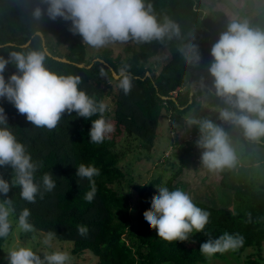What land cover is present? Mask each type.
<instances>
[{"label":"trees","instance_id":"16d2710c","mask_svg":"<svg viewBox=\"0 0 264 264\" xmlns=\"http://www.w3.org/2000/svg\"><path fill=\"white\" fill-rule=\"evenodd\" d=\"M145 3L151 4L152 14L158 22L163 23L167 18L179 25L180 36L146 43L132 40L126 46L127 56L121 59L119 54L112 57L109 49L88 57L83 38L70 31L71 21L60 17L51 20L46 12L40 19H35L33 9L40 7L46 10L45 0H0V44L3 45L0 56L1 53L8 56L12 51H43L46 55L45 66L50 71L77 75L81 78L79 88L89 96H95L104 103L107 97H111L114 102L111 107L109 102L106 103L108 110L104 117L115 125V131L103 143L94 144L88 133L91 120L99 118V114L85 119L75 112L70 115L65 113L57 127L49 130L32 125L12 103L0 98V107L7 116L8 126L37 164L35 182L42 185V177L46 173L56 180V187L51 192H45L41 187L42 198L38 195L36 203L22 200L19 187H11L7 198L14 201L16 215L13 219L16 220L23 208H28L31 213L29 222L34 229L45 233L53 231L55 239L71 241V252L75 255L91 252L97 257L93 264H207L212 259H225L227 255H232L235 264H240V258L248 248L255 251L246 255L245 264H264V180L258 181L257 174L261 168L255 165V147H264V138L255 141L246 139L238 126L219 118V109L225 106L232 111L235 109L215 94L213 78L208 72L213 62L210 55L212 45L227 30L230 22L242 21L228 20L219 28L217 23L225 19L224 13H204L201 0H145ZM248 25L264 30V6ZM38 31L42 33L44 43ZM52 38L57 43L64 40L74 42L68 45L65 54H61L52 43ZM189 45L197 46L200 55L198 63H189L182 54L181 50L186 51ZM163 46L168 47L169 54L161 67L156 69L150 62ZM45 48L51 55L66 58L69 62L52 58L46 54ZM95 58H101L104 62H92ZM121 68L131 78V89L127 94L119 87L121 76L114 78L111 71L120 74ZM14 72L15 67L9 64L4 72L6 81ZM192 82H203L207 87L196 86L197 89L190 95ZM173 92H176L174 99ZM203 94L210 98L209 104L216 109L211 117L198 119L212 120L224 129L230 141L241 143L244 150L236 155L247 167L239 166L237 173L234 167L209 171L201 160L202 148L200 153L191 155L189 159L193 169L214 174L222 188L232 191L233 208L229 210L193 201L211 214L205 230L194 233L184 242H167L157 236L155 229L148 227L143 217V212L151 207L150 200L157 194L156 189L148 198L140 199L136 207H132L128 187L120 185L121 178L126 176L119 164L125 150L118 148V144L123 140L128 144L137 140L138 148L149 150L157 136L156 129L163 112L170 111L177 117L199 106ZM190 134L195 140L185 143V153H191L197 144L196 137L200 134L198 126L192 125ZM82 163L92 164L100 170V175L93 178L97 192L91 203L84 199L89 190L88 180L77 182L76 167ZM181 170L178 167L165 181L159 175L147 184H135L134 189L139 197L148 188L160 185L170 190L181 189L176 181ZM248 170H252L250 178ZM11 171L10 166L0 167V175L7 181L11 179ZM131 181L130 178L129 183ZM4 198V194H0V200ZM133 209L134 213L131 212ZM81 225L88 228L86 236L79 235ZM225 232L242 235L245 238L244 246L236 251H228V254L206 256L200 252L202 243L210 238L215 240ZM9 237L0 238V249Z\"/></svg>","mask_w":264,"mask_h":264},{"label":"clouds","instance_id":"9594fccd","mask_svg":"<svg viewBox=\"0 0 264 264\" xmlns=\"http://www.w3.org/2000/svg\"><path fill=\"white\" fill-rule=\"evenodd\" d=\"M46 10L33 9L32 15L40 19L45 14L49 19L57 17L71 21L74 34L94 48H102L113 42L138 43L163 41L180 36V28L175 22L165 19L157 21L152 14L151 4L145 0H45ZM189 63H198L200 55L196 45L181 50ZM213 62L208 68L213 78L215 94L235 109H219V118L238 126L246 139L264 138V30L253 29L247 22L232 21L210 50ZM43 51H12L7 58L0 56V98L12 103L19 114L40 128L55 129L62 115L75 112L77 116L91 120L88 136L94 144H101L115 131V125L105 119L108 105L95 96H89L79 88L81 78L77 75H62L50 71L45 66ZM11 64L16 72L7 81L6 67ZM119 87L127 94L131 89V78L121 68ZM7 116L0 107V167L10 166L11 179L7 181L0 175V238H7L13 232V217L16 208L13 199L7 198L11 187H19L20 198L28 203H36L41 195V187L51 192L56 180L50 173L42 177V185L35 182L37 164L32 160L26 146L19 142L7 124ZM188 123L199 128L197 146L204 151L201 155L203 165L209 171L233 168L237 156L230 138L223 128L210 119L189 117ZM76 176L87 179L89 190L84 199L91 203L97 192L95 180L100 170L92 164H80ZM157 194L151 197V207L143 212V217L157 236L164 241L184 242L194 233L205 230L210 212L198 207L191 196L181 189L170 190L165 185L155 187ZM31 213L23 208L16 218V227L24 233L34 232L29 222ZM79 235L86 236L88 228L81 225ZM56 234L49 231L43 238V245L52 248ZM245 238L240 234L223 233L219 238L209 239L200 246L206 256L216 253L236 251L244 246ZM31 246L17 244L7 253L8 264H69L70 255L56 250L42 253L43 258Z\"/></svg>","mask_w":264,"mask_h":264},{"label":"rangeland","instance_id":"374dc122","mask_svg":"<svg viewBox=\"0 0 264 264\" xmlns=\"http://www.w3.org/2000/svg\"><path fill=\"white\" fill-rule=\"evenodd\" d=\"M201 2L203 5V11L206 14L210 11L224 13L225 19H221V21L217 23L219 28L223 22L233 19L250 23L251 18L264 6V0H201ZM131 41L132 40L130 39L127 42H113L102 48H94L86 45L87 55L91 58L100 50L109 49L112 52V57H116L119 54L121 59H123L127 56L126 46L130 44ZM71 42H74V40H64L61 43H57L55 38H52V43L56 45L61 54L66 53L68 45ZM168 54V47L163 46L158 50L155 57L152 58L150 62L152 63L151 65H155V68L159 69L161 64L166 61ZM1 56L7 57V55L2 53ZM194 89H197V87ZM172 95L174 98L176 92H173ZM209 100L210 98L207 97L206 94H203L199 106L193 107L183 114H179L177 116L178 118L174 117L170 111L163 112L156 129L157 136L149 150L138 148L137 140H134V142L129 144L123 140L121 144H118V148L125 150L122 160L119 161L121 166H119L122 168L123 172H125L124 174H126V176L121 178L120 185L128 187L130 204L132 207H136L140 199L148 198L155 189L148 188L143 196L139 197L134 189L135 184H147L149 181L156 179L159 175L162 176V180L165 181L178 167H181V173L177 176L176 181H178L181 189L191 196L193 201L204 202L214 207H224L232 210V191L222 188L219 185L218 180L214 177V174L201 173L192 168L189 157L193 154L200 153L201 148L196 144L193 150L190 151L191 153H185L183 150L185 143H191L195 140V137L190 134V127L192 125L188 123L189 117H195L197 119L204 117L208 118L215 113L216 108L209 104ZM105 102H109L110 107L114 105V102L111 101V97H107ZM199 137L200 134L196 137L197 141ZM231 144L235 149L236 154L238 151L244 150L241 143L231 141ZM255 155L257 158V163H255V165L261 168L259 174H257L258 181H261L264 180V147H255ZM236 156L237 164L234 167V170L237 173L239 166L243 167L244 165V168L246 169L247 165L245 163L243 164V162L238 159V155ZM227 169L229 168H224V170ZM251 171L252 170H248L249 178L252 176ZM130 178L132 181L129 183ZM134 211L135 210L133 209L131 212L134 213ZM15 221L16 220L13 219L14 227L12 234L0 249V264H8V250L17 244L31 246L34 251L40 253L39 255L41 258H43L42 253L50 251L60 250L67 252L70 255L69 264H93L97 261V257L89 251H84L80 255L73 254L71 252L73 247L71 241L54 239L52 242V248H46L42 241L47 233L36 229L34 232L24 233L17 229ZM254 251L253 248L246 249L240 258V264H245L244 260L246 255ZM224 254H228V252H225ZM262 256H264V250L262 251ZM207 264H235V260L232 255H227L225 259H212Z\"/></svg>","mask_w":264,"mask_h":264},{"label":"water","instance_id":"95a60500","mask_svg":"<svg viewBox=\"0 0 264 264\" xmlns=\"http://www.w3.org/2000/svg\"><path fill=\"white\" fill-rule=\"evenodd\" d=\"M37 34H39V35L42 37V42H43V41H44V38H43L42 33L38 31ZM27 43H28V42H27ZM27 43H26V44H27ZM43 43H44V42H43ZM6 44H11V43H6ZM26 44H25V45H26ZM1 47H3L2 44H0V48H1ZM45 51H46V54H47V55L52 56V58H54V59H56V60H59V61H62V62H69V60L66 59V58L59 57V56H55V55H51L50 52L46 50V48H45ZM94 61H101V62H104L103 59H101V58H95L92 62H94ZM91 64H92V63H91ZM77 66H80V67H81L82 65H81V64H77ZM88 66H90V65H88ZM111 71H112V75H113L114 78H118V77L120 76V74H116L113 70H111ZM196 86L207 87L206 84L203 83V82H192L191 85H190V95L195 91L194 88H195ZM162 97L165 98V96H162ZM172 99H174V98H172ZM189 102H191V100H190ZM181 108H182V107H181Z\"/></svg>","mask_w":264,"mask_h":264}]
</instances>
